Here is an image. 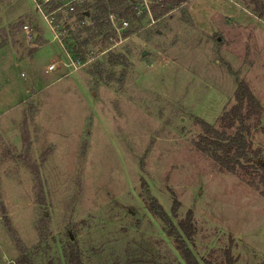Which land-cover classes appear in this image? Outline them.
Listing matches in <instances>:
<instances>
[{
	"label": "rangeland",
	"instance_id": "1",
	"mask_svg": "<svg viewBox=\"0 0 264 264\" xmlns=\"http://www.w3.org/2000/svg\"><path fill=\"white\" fill-rule=\"evenodd\" d=\"M47 1L0 0V264H186L150 195L190 216L200 264H264V0H127L83 57L64 19L89 0ZM239 80L255 103L232 172L197 142Z\"/></svg>",
	"mask_w": 264,
	"mask_h": 264
},
{
	"label": "trees",
	"instance_id": "2",
	"mask_svg": "<svg viewBox=\"0 0 264 264\" xmlns=\"http://www.w3.org/2000/svg\"><path fill=\"white\" fill-rule=\"evenodd\" d=\"M185 1L186 0H168L172 5H177ZM45 5L48 6L47 13H50L58 9L61 3L56 2V0H48L45 2ZM118 7H123L124 10L120 11ZM133 8V4L127 0H89L86 1L83 6L76 5L72 11L67 12L65 15V23L73 19L70 24H66V29H69L71 24H73L75 28V31L71 30V28L68 30V35H71L72 41H66L65 43L64 39L65 49L67 52L73 49L74 52L76 50H74L73 46H75L77 54L83 57L93 36L101 33L105 27L110 26V15L119 12V16L121 17L119 20L120 24L121 20L124 19L123 16H126ZM56 13L58 18L63 16L62 12ZM235 99L236 104L229 111L224 112L220 116L222 130L216 129L214 125L202 119L199 120L204 127V134L200 141L197 142V145L202 148L204 152L209 153L213 159L215 158L218 160L224 169L232 172L236 171L237 167L243 166L240 159L250 160L248 156L250 142H248L244 134V131L247 129L246 119L250 116V110H247L245 113L242 112V105L246 99L249 101V104L255 103V99L251 95L248 86L244 81L240 80L238 81ZM233 128V132L229 133L228 130ZM219 150L221 153H218ZM262 168L264 170V165ZM149 209L164 222L167 234L174 238L185 263L200 264L184 238V236L189 238L192 235L190 216L187 215L184 219L179 221V230L162 205L151 195L149 196ZM22 253L23 255L17 259L16 263L32 264L27 255L24 254V252ZM226 261V264H233L230 250H226ZM69 264H82L79 252L75 248L71 249L69 253Z\"/></svg>",
	"mask_w": 264,
	"mask_h": 264
},
{
	"label": "built area",
	"instance_id": "3",
	"mask_svg": "<svg viewBox=\"0 0 264 264\" xmlns=\"http://www.w3.org/2000/svg\"><path fill=\"white\" fill-rule=\"evenodd\" d=\"M72 1H74V0H72ZM151 1L152 0H144L145 5H146L147 8H148V3L151 2ZM66 6L69 7V11H72L74 9V7L71 5V2L66 4ZM115 18H116L115 15H110V20H111L112 23L114 22ZM152 22H154V20H152ZM127 26H128V21L126 19L121 20L120 27L121 28H125ZM23 30L25 32V35H26L27 39L30 40L31 37H32V33L30 32L29 26L25 25L23 27ZM65 64L67 65V67L70 66V65H74L75 66V63H73V61L70 62V63H65ZM52 69H54V64L53 63L48 64L47 65V71H51Z\"/></svg>",
	"mask_w": 264,
	"mask_h": 264
},
{
	"label": "crops",
	"instance_id": "4",
	"mask_svg": "<svg viewBox=\"0 0 264 264\" xmlns=\"http://www.w3.org/2000/svg\"><path fill=\"white\" fill-rule=\"evenodd\" d=\"M21 11V12H20ZM17 12L19 13L20 12V15H21V13H24L25 12V10H22V9H19V10H17ZM34 21H36V20H34ZM37 22V24H38V21H36ZM56 39V38H55ZM52 41H54V40H52ZM59 49L60 50H62V52H63V54L65 55V54H67V53H65L64 52V48L61 46V43L59 42ZM60 57H62L59 53H54V55H53V58L54 59H56V60H60ZM58 58V59H57Z\"/></svg>",
	"mask_w": 264,
	"mask_h": 264
},
{
	"label": "water",
	"instance_id": "5",
	"mask_svg": "<svg viewBox=\"0 0 264 264\" xmlns=\"http://www.w3.org/2000/svg\"><path fill=\"white\" fill-rule=\"evenodd\" d=\"M36 24H37V22L34 21V22H33V25L36 26ZM34 37H36V33H34Z\"/></svg>",
	"mask_w": 264,
	"mask_h": 264
}]
</instances>
